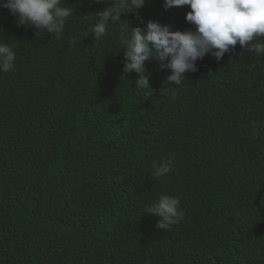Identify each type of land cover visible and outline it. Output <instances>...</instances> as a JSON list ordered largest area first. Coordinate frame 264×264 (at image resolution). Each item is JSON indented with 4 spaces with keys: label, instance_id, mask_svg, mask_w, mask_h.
I'll use <instances>...</instances> for the list:
<instances>
[{
    "label": "trees",
    "instance_id": "trees-1",
    "mask_svg": "<svg viewBox=\"0 0 264 264\" xmlns=\"http://www.w3.org/2000/svg\"><path fill=\"white\" fill-rule=\"evenodd\" d=\"M97 1L74 2V14L66 23L89 26L95 19L92 8H98ZM187 9L190 11L189 6ZM152 17L157 16L140 10L121 18L130 27H143ZM159 18L182 23L176 10ZM20 28L16 17L0 8V42L9 43ZM179 30L194 31L195 26L187 22ZM257 40L264 42V35ZM67 64L61 61L58 71ZM196 64L197 71L186 72L180 86L165 84L170 72L160 71L157 60L145 66L160 81L153 77L154 91L140 98H152L169 109V118L158 121L150 116L145 122L134 118L141 106L137 95L125 92L136 73H122L120 63L110 69L113 76L97 91L103 98L93 104L84 94L93 84L98 89L95 74L91 82L81 71L67 70L54 83L55 78L30 79L15 71L0 72V264H32L43 255L46 264H52L54 253L75 263L87 256L99 258L109 245L91 242L85 232L62 241L60 229L75 225L71 222L75 215L66 211L81 208L82 203L92 204L100 212L122 206L128 210L122 199L128 187L148 181L162 192L178 196L192 218L169 230L145 227L133 233V241L151 244L146 262L264 264V201L252 199L254 194L264 197V54L257 57L237 44L219 61L205 55ZM52 69L56 70L55 65ZM63 85L70 91L67 102L44 99L62 98L65 92L56 89ZM38 104V117L30 115V121H19L14 116V109ZM117 121L125 123L123 129ZM104 140L116 141L119 147L106 148ZM158 141L167 142L164 147L182 156L176 167L182 182L154 177L152 164L159 157L152 147ZM238 157L244 161L236 162ZM245 196L251 205L243 212L235 211L227 201ZM60 216L65 217L64 222ZM244 217L248 224L242 222ZM94 227L87 230L99 240L103 236ZM186 232L200 235L198 246L185 245ZM121 238L119 232L109 243L120 245ZM134 246L145 255L140 243L128 249ZM116 257L109 264H142L144 259L138 253L126 256L119 252Z\"/></svg>",
    "mask_w": 264,
    "mask_h": 264
},
{
    "label": "clouds",
    "instance_id": "clouds-1",
    "mask_svg": "<svg viewBox=\"0 0 264 264\" xmlns=\"http://www.w3.org/2000/svg\"><path fill=\"white\" fill-rule=\"evenodd\" d=\"M77 1L69 4L65 0H0V8L5 12L9 10L16 17L17 26H21L20 32L14 34L9 43L0 42V72L15 71L30 79L55 78L54 83L62 80L60 76L67 70H79L89 81L95 74L98 89L93 84L84 94L93 104L95 99L103 98L97 91L113 76L110 72L113 65L120 63L122 73H136L128 81L125 92L130 96L137 95L141 106L135 111L134 118L145 122L150 116L158 121L169 118L167 107L152 98H140L142 94L149 96L154 91L151 87L153 77L160 81L156 72L148 71L145 67L154 60L159 62L160 71L170 72L165 84L180 86L186 79L184 74L196 72V61L205 55L219 61L237 44L257 57L264 54V42L257 40L264 35V0H98L94 3L98 8H92L95 19L89 26L66 23L74 14L71 5ZM140 10L157 17L146 19L143 27H130L127 19L121 18L122 15H135ZM174 10L180 13V25L159 18L170 15ZM184 17L195 26L194 31L179 30L187 26ZM33 36L38 37L34 39ZM61 61H68V64L64 70L58 71ZM52 65H55V71ZM56 90L65 92L64 96L55 100L49 96L44 99L48 102H67L69 88L63 85ZM38 110L39 104L27 109H14V116L19 121H30V115H41ZM117 122L118 127L123 129L125 123ZM235 141L238 143L237 139ZM164 146H168V143L158 141L152 147L159 157V161L152 164L153 175L161 181L166 176L173 183L182 182V174L176 172L182 156ZM104 147L114 149L119 146L116 141L104 140ZM162 158L165 160L162 161ZM239 161L243 162L244 159L238 157L236 162ZM253 198L264 201L260 194H254ZM122 199L128 210L122 206L120 210L108 208L100 212L92 204L82 203L81 208L71 207L70 212L66 211L75 215L71 219L75 225L66 224L60 229L62 241L68 238L73 240L74 235L85 232L91 242L109 245L108 251H101L99 258L87 256L77 263L54 253L56 261L52 264H88L87 261L90 264H109L118 260L116 255L119 252L126 256L141 254L144 256L142 264H151V261L146 262V258L150 259L147 255L150 242H135L130 236L145 227L169 230L192 218L189 207L184 206L178 196L162 192L150 181L145 185L128 187L126 198ZM227 201L232 202L234 210L238 212L247 210L246 206L251 205L246 196L244 199L235 197ZM60 218L64 222L65 217ZM199 218L203 219L200 213ZM242 222L248 224V218L244 217ZM93 227L98 228V233L103 236L99 240L87 230ZM119 232L124 236L119 239L120 245L109 243L115 240ZM183 236L187 237V247L200 243V235L196 233L186 232ZM137 243L144 246L145 255L135 246L128 249ZM105 254H110L111 258L107 259ZM33 261L32 264H46L44 255Z\"/></svg>",
    "mask_w": 264,
    "mask_h": 264
}]
</instances>
